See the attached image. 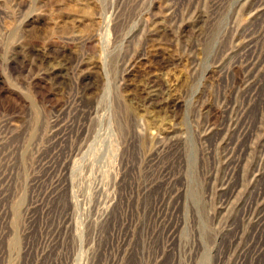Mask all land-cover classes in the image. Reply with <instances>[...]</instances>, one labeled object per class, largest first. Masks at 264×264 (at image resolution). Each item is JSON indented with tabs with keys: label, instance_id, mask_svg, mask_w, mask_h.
I'll list each match as a JSON object with an SVG mask.
<instances>
[{
	"label": "rangeland",
	"instance_id": "1",
	"mask_svg": "<svg viewBox=\"0 0 264 264\" xmlns=\"http://www.w3.org/2000/svg\"><path fill=\"white\" fill-rule=\"evenodd\" d=\"M0 264H264V0H0Z\"/></svg>",
	"mask_w": 264,
	"mask_h": 264
},
{
	"label": "bare ground",
	"instance_id": "2",
	"mask_svg": "<svg viewBox=\"0 0 264 264\" xmlns=\"http://www.w3.org/2000/svg\"><path fill=\"white\" fill-rule=\"evenodd\" d=\"M150 87H151V86H150ZM150 89H151V88H150ZM150 89H149V90H150ZM143 91H144V90H143ZM152 95H153V94H152ZM150 96H151V95H150ZM143 101H144V100H143Z\"/></svg>",
	"mask_w": 264,
	"mask_h": 264
}]
</instances>
